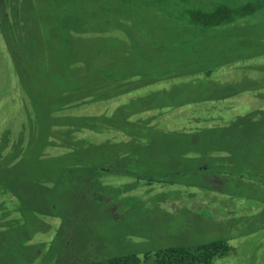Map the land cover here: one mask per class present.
Returning a JSON list of instances; mask_svg holds the SVG:
<instances>
[{
  "label": "rangeland",
  "instance_id": "374dc122",
  "mask_svg": "<svg viewBox=\"0 0 264 264\" xmlns=\"http://www.w3.org/2000/svg\"><path fill=\"white\" fill-rule=\"evenodd\" d=\"M10 1L14 3L13 10L5 3L1 10L10 16L0 19V23L12 21L14 15L23 17L22 22L28 23V34L23 33V37L32 39L34 36L44 51H37L38 44H31V68L26 80L24 71L20 76L17 73V61L10 52L13 44L3 35L8 29L2 31L3 34L0 32V144L8 136L17 142L22 137L28 142V136L32 137V151H23L17 168L12 166L10 177L16 179V193L5 195L10 198L8 201H0V214L10 210L8 218L4 219V231L0 230V264H72L130 252L142 257L146 251L168 245L215 239H225L230 250L211 264H264V122L244 125L241 140L246 142L244 147L231 144L229 131L219 128L234 116L251 111L259 103L264 104V100L249 93L226 97L244 87L249 91L264 88L255 81L254 74V71L264 72V57L247 58L249 54L264 55V11L248 20L221 25L228 32L211 38L197 33L199 30L188 23L166 18L161 8L164 3L144 7L133 2L131 17H127L123 11H115L125 0H98L93 7L84 5L81 0H65L63 4L56 0ZM194 1L197 0H190ZM200 1L211 6L221 1L238 0ZM72 9H76L73 10L75 14ZM98 9L102 17L100 22ZM67 11L71 12L68 20L72 22H85L87 14V23L94 27L91 34L95 35L87 40L88 46L80 37L69 36L76 48L69 54L68 63H75L70 65L71 70H67L66 59L53 57L55 48L47 42L59 37L53 26L56 21L64 22L59 19ZM227 44L233 50L227 49ZM240 56L243 60L240 68H234L233 63L239 61ZM158 66L171 71L165 72ZM39 67L42 72L37 71ZM209 69H213L209 76L203 74L202 71ZM168 72L181 75L175 77ZM120 74L132 77L140 74V81H135L142 91L141 107L151 110L147 113L153 124H150L152 127L146 125L142 137H136L141 130L136 131L139 128L135 119L144 118L145 113H133L126 126L135 135L130 139L132 144L127 142L130 147L125 145L127 151L141 155L136 159L137 167L141 169L143 164L142 168H149L151 164L157 168L155 172L163 170L168 175L182 163L178 169L181 172L168 177L166 181L170 185H164L167 188L163 191L152 185L151 191L139 194L141 190L130 184L132 190L128 195L123 193V196L111 198L113 195H104L103 190H98V178L80 180L79 172H90L86 168L105 165L100 171L103 172L108 171V163L115 162L112 166L116 167L123 163L118 152L124 148L119 146L124 134L114 132L110 135L107 131L112 139L107 144L87 140L82 132L73 134L75 127L91 120L88 118L80 121V116L74 119L69 115L66 121L72 123L63 129L65 131L54 134L52 140L57 143L47 146L43 156V151H38L37 144L45 136L48 118H51L47 116L49 111H42L44 124L34 121L39 101L50 107L54 102H79L85 94L98 95L99 101L72 106L67 111L106 116L135 92L117 99H110L107 90L105 94L98 93V85L111 89ZM149 78L161 82L150 85ZM62 93H66L65 99L60 97ZM26 100L30 104L28 113L24 110ZM231 101L236 103L225 106ZM135 103L136 100L130 102L132 106ZM179 109H185L187 118L177 114ZM164 112L172 116L170 124L162 121ZM28 115L31 123H25ZM116 118L119 117H108L105 127L111 129ZM96 119L94 124L102 128L103 117ZM190 123L192 128L185 129L183 136L180 124ZM48 133L52 135L54 130ZM94 138L98 140V134ZM206 141L211 145L206 147ZM213 143L222 149L221 153L214 150L215 154L209 155L213 159L211 164L209 160L205 166L197 160L182 162L179 159L182 151L189 150L192 145L209 150ZM17 149L11 147L12 152ZM230 150L242 154L239 158L233 154L236 170H232L230 163L214 159ZM0 165H6L5 158ZM70 165L77 170L72 171L70 167L68 176L65 172L62 176L64 168ZM239 168L244 170V175ZM3 177L5 181V173ZM104 180L107 182L108 177ZM127 180L123 176L109 178L114 184ZM74 187H77V194ZM5 188L6 184L0 189ZM180 189L186 191L179 193ZM178 198L180 201L176 202ZM55 211L58 214L53 216Z\"/></svg>",
  "mask_w": 264,
  "mask_h": 264
},
{
  "label": "trees",
  "instance_id": "16d2710c",
  "mask_svg": "<svg viewBox=\"0 0 264 264\" xmlns=\"http://www.w3.org/2000/svg\"><path fill=\"white\" fill-rule=\"evenodd\" d=\"M81 1L85 3L84 5L86 6L92 5L93 7L95 6V4H98V0H81ZM56 2L63 4L65 0H63L62 2H60V0H56ZM133 2H136L138 5L144 6V7H146V5H149L151 3H159L161 5L164 3V5L161 6V8L163 9V12L166 15V18L170 19L172 17L174 18V20H176L177 23H181V22L188 23L191 27L199 30V32L197 33L204 35V36H210L211 38H214V35L220 36L223 33L228 32L225 27L221 28V25L223 26V25L238 22V21L248 20V19H251L252 16L256 15L258 12L261 13L262 11H264V0H238L235 2L221 1L216 4L213 3L211 6L206 5V3L200 0L194 1L193 3H191L190 0H140V1L125 0L122 3V6L118 7L115 11L117 12V10L119 9V11H123L125 14H127L128 15L127 17H131L129 13H130V10H133V5H132ZM73 10H76V9H72V13L75 14ZM70 13L71 12H68V11L64 12L63 17L59 19V20H63L64 22L58 23V21H56V23L53 26V31L55 32V34L59 35V37L52 38L50 41L46 40L49 43V46L51 48L52 47L55 48V55L53 57L58 58V59L67 60V65H68L67 70H71L70 65L72 66L75 65V63L69 64L68 62H69V54L76 50V48L71 44L69 36L80 37V39H83V41H85L87 46L89 43L87 42V40H89L90 36L92 37L95 36L94 34H91V32L94 30V27L93 26L90 27L89 23H87L89 19L87 17V14L85 15L86 17L85 22L83 21L72 22L68 20ZM90 14L92 16H96V13L93 11L92 12L90 11ZM100 14L101 13L98 9V22H100L102 18ZM13 17L14 19L12 21H5V22L0 23V32L1 34H3L2 31L4 32L5 29H8L7 32H4L3 35L7 39V41L13 44V47H11L10 52L12 54L13 60L17 61V65H18L17 73L20 76L21 75L20 72L24 71L26 80H27L28 75H29L28 70L31 68L32 51H30V46L32 43H35V44H38V43L35 42L36 38L34 36L31 37L32 39L30 38L26 39V37H23L22 35L23 33L28 34V32L26 31L27 30L26 24L28 23H25L26 22L25 20L22 22V19L24 18L18 17L16 15H14ZM0 19H5V20L7 19L5 16H3L2 12L0 13ZM117 21H120V19ZM101 23L103 22L101 21ZM63 35H64V38L62 40ZM122 40H123V44H125L126 41L124 37ZM154 44H156V42ZM225 46H227V49L230 48L231 50H233L228 44ZM37 47L39 48L37 49V51L39 50L44 51L43 49L44 47L42 45L38 44ZM123 50H124L123 53H125V46H123ZM253 57H264V55L263 54H257V55L249 54L247 58L251 59ZM243 58H245V56ZM242 61H243L242 57L240 56L239 61H236L235 63H233V67L240 68L239 64L242 63ZM50 62H53V60L49 62H44L41 67L43 66L46 67V63L48 64ZM23 63H26V64H23ZM213 66L218 67V64H214ZM41 67L37 69L38 72H42ZM158 67L162 68V70L164 69L165 72L171 71V69L165 68L163 66H158ZM241 67L243 66L241 65ZM212 70L213 69H209L207 71H202V72L203 74L205 73V75L209 76ZM216 70H218V68ZM168 73L172 74L171 72H168ZM254 74L257 77L255 81L258 80L259 81L258 84H262L261 87H264V72L254 71ZM172 75L176 77V76L181 75V73L179 74L173 73ZM135 76L138 77L140 76V74H134V77H132V75H129V74H126V75L120 74L119 77L116 78L117 81L114 83L111 89L106 85H98V93H101L102 95V94H105L103 93L104 90H107L109 91L110 99H117L126 94L129 95L131 94V92L135 91L129 98H127L124 101L123 104H120L115 109H113L108 114L109 116L108 115L100 116L101 113L100 115L98 114L91 115L87 113L72 114V111H67V109L72 106H78L80 104L81 106L89 105L93 102L100 100L98 95L97 96L96 95L87 96L85 94L84 97L81 98V100H79V102H76V103H71V101L70 102L69 101L54 102V103H51L52 105L50 107H46L43 101H39L37 105V113H36L37 117L34 120L38 124L40 123L44 124L43 118L45 117V115L42 113V111H49L47 116L50 115L51 118H48L49 119V122L47 123L48 128L46 132L44 133L45 136H43L42 139L37 144L38 151L41 150L40 153L43 151L42 156H43L45 149H47V146H54L57 143V141L52 140V139H55L54 134L55 133L59 134V132L65 131L63 129L67 128V126L72 123V122L66 121L69 115L70 116L72 115V118L74 119H77L78 116H80L79 117L80 121L85 120V118L91 119L88 122L80 124L79 127L77 128L75 127L72 131L73 134H80V132H82V134H86L84 137H86L87 140L102 141L101 143L107 144L109 140H112L108 137L112 135V133L120 132L124 134L125 136L124 139L119 140V146L124 147L123 149H120V151L118 152V156H120V158L122 159L121 161L123 162L121 163V165L116 167V166H112V164L115 162L108 163V165H106L107 167H109L108 171H103V172H100V171H102L101 168L105 165L103 166L96 165V166H93L92 169L86 168L90 172H79L78 173L81 177L80 180H83V181L86 179H92L93 176H94L93 179L98 178V180L100 181L98 190L99 189L100 191L103 190L104 195H108V193L113 195L111 198H114L116 196L117 197L123 196L121 195L123 193H127L128 195L129 191L132 190L130 184H133L135 186L134 188H138L141 190L139 194H142V193L145 194L148 191H151L149 190V188L150 186L152 187V185L153 187H156L157 189L163 191L164 188H167L164 185L166 184L170 185L168 181H166L168 180V177H171L174 174H177L178 169H180L182 165V163H180L178 166V169L175 171L171 170L172 172L170 171L171 173L168 175H166L167 172H164L163 170L159 173L155 172L157 168L152 167L151 164H149V168L148 167L142 168L143 167V164H142L141 169H140L139 167H137L138 161L136 159H138L141 155L138 153L131 154L130 152L127 151L125 145L127 144L130 147L128 143L132 144V140H133L132 136H135V135H132L131 132L129 131V128L126 127L129 124L128 119L132 118V114L135 112H142L143 114L145 113L144 118H141L140 120L138 118L135 119L137 120V128H139L136 131L138 132L141 130V133L136 134L137 138H140L143 136V132L147 130L146 125H149V127H152L150 126V124H153L150 122L151 119L149 118V114L147 113L148 111H151V110H144L143 107H141L142 91L139 85H136V81H135L137 80L139 82L141 77H138L136 79ZM153 78H156V77H153ZM153 78L148 79V83L150 85L151 84L155 85L161 82L159 81V79H153ZM244 93H249L254 98L257 97L261 100H264V88H253L251 91H249L247 88L244 87L236 92H233L232 94L227 95L226 97L228 96L237 97ZM28 96L31 97L30 94H28ZM66 96H67L66 93H62L60 97L65 99ZM133 100H136L135 106H132L130 104V102ZM234 103L236 102L231 101L228 105L226 104L225 106L233 105ZM210 106L216 107L219 105H215V106L210 105ZM216 108L219 109L220 107H216ZM24 110L27 113L30 111V104L28 101L26 102V107L24 106ZM184 112H185V109L183 110L179 109L177 114L184 118H187V114ZM163 114H162V121H165L166 123L170 124L169 119L172 116H168L165 112ZM236 114H241V112L239 113L236 112ZM155 115L157 114L155 113ZM110 116L119 117V118H116V124H112L113 127L111 129L105 127L106 120ZM101 117H103L102 124L104 125L102 126V128L98 127V123L96 125L94 124V121L97 120L96 118L99 119ZM262 117H264V104L259 103L257 104L256 108L252 109L251 111L247 113L245 111V113L243 112L242 115L234 116L230 120V122L221 124L219 128L227 132L229 131L230 138L232 139L231 144L236 143L238 146L244 147L246 146V142L245 143L241 142L242 136H243L242 132H243V129L245 128L244 125L246 123L257 124L258 122H264V119ZM122 118L124 120H122ZM25 123H31V118H29V115ZM190 125L191 123L184 124V125L180 124V129H181L180 133L183 136L186 135L185 129L192 128V126ZM38 127L40 128L41 126L38 125ZM50 129L54 130V133L52 135L48 133ZM107 131H109L111 134L109 135ZM96 134H98V140L94 138ZM100 134H102V137H99ZM255 134L257 136V131L255 132ZM28 139L29 141L25 142V137H22L21 140L17 142V140L14 141V138L12 136H8L7 140H5L3 143L0 144V162H2L3 158L6 159V165L4 166L0 165V188L4 187V185L6 184L5 189H2V190L0 189V199L2 198V200L0 201L2 202L8 201L10 199L6 197L5 195L9 194L12 196L14 193H16V188L14 186L16 179L14 177H10L11 176L10 174L13 170V167L17 168L16 164H17L18 158L23 153V151H26V152L32 151L31 134L28 136ZM205 145L207 147L211 145V142L206 141ZM218 145L219 144L213 143L212 144L213 148L209 150L203 149L205 147H198L197 144L192 145L190 146L189 150L187 149V150L182 151V153L179 155V159L182 162L185 159L197 160L199 161L198 164H202L203 162V164H205L206 166L207 160L210 161L209 164H211L213 160L212 157L209 158L210 154H215V151L216 153H221L222 148L218 147ZM13 146L18 148L17 151L12 152L11 147ZM256 149H258V146H256ZM233 154L237 155L236 158H239L242 155V154H236L234 151L232 152L230 150L227 153L218 154L214 159L216 160V162L219 161L221 163L223 162L224 164L230 163L232 170H236L235 165L233 163V159H234ZM56 155H60V154H56ZM128 161L130 163H127ZM149 162L151 163V161ZM203 166H201V169L205 168ZM68 168H70L72 171L77 170L76 167H72L71 165L67 166L64 168L65 171H63L62 176H64V172L66 173V177L68 176V172H69ZM238 171L241 173V175H244L243 173L244 170L241 171L239 168ZM94 172L95 173L97 172L98 175H96ZM178 172L180 173L181 171H178ZM3 173H5V176H6L5 181L1 179V178H4ZM116 176L117 177L123 176V178H128L129 180H127L125 183L120 182L121 184L119 183L114 184V182L109 181L110 177L115 178ZM107 177H108V181L106 182L104 179ZM69 182L72 183V180H69ZM170 183L176 184V183H173L172 181H170ZM11 185L12 187L14 186V188L10 187ZM85 185H88V183H86ZM76 190H77V187H74L73 191L74 193L77 194ZM183 191H186V190L180 189L179 193ZM130 195L132 194L130 193ZM189 195L193 196V194L191 193ZM3 197H6V198H3ZM175 201L179 202L180 198L176 199ZM9 212L10 210H6L5 213L0 214V230L1 231H4L3 230L5 228L4 219L6 220L8 218ZM47 214H51V213L48 212ZM55 214H58V212L55 211L52 215L54 216ZM229 250H230V245L225 239L224 240L215 239V240L206 241L202 243L168 245L166 247L158 248L153 251H146L144 252L142 257H140L138 254L133 253V252L123 253V254L116 253V254L105 256L102 258L93 257V258H89L86 261H83L80 263L75 262L72 264H211L214 261V259H216L217 257L226 255Z\"/></svg>",
  "mask_w": 264,
  "mask_h": 264
},
{
  "label": "flooded vegetation",
  "instance_id": "af4514ba",
  "mask_svg": "<svg viewBox=\"0 0 264 264\" xmlns=\"http://www.w3.org/2000/svg\"><path fill=\"white\" fill-rule=\"evenodd\" d=\"M5 3H6V5L9 4V7H10L9 9H10V10H13L12 7H11V5L14 6V3H13V1H10V0H0V9L4 6ZM1 12H2L3 16H5L6 18H7V16H10V14L7 15V12L3 13V11L0 10V13H1Z\"/></svg>",
  "mask_w": 264,
  "mask_h": 264
}]
</instances>
